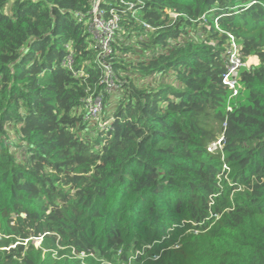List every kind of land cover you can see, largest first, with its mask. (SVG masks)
Instances as JSON below:
<instances>
[{
  "label": "trees",
  "instance_id": "trees-1",
  "mask_svg": "<svg viewBox=\"0 0 264 264\" xmlns=\"http://www.w3.org/2000/svg\"><path fill=\"white\" fill-rule=\"evenodd\" d=\"M101 8L109 91L92 0H0V264H264V0Z\"/></svg>",
  "mask_w": 264,
  "mask_h": 264
},
{
  "label": "built area",
  "instance_id": "built-area-1",
  "mask_svg": "<svg viewBox=\"0 0 264 264\" xmlns=\"http://www.w3.org/2000/svg\"><path fill=\"white\" fill-rule=\"evenodd\" d=\"M103 0H92L91 19L89 21V31L93 35L97 42V46L100 49L98 54V61L100 65L106 70L105 87L107 91L114 90L119 87V84L113 76L111 66L105 63L104 57L112 52V45L116 38L117 30L119 29V17L115 13L110 17L105 16V11L101 8V2ZM231 44L228 49V64L227 71L223 76V83L228 86L232 91L233 95H239L242 84L239 81L240 69L247 66V62L243 59L240 53V45L236 42L235 38L231 35ZM66 65L73 71V59L70 56L66 61ZM75 74H79L74 71ZM83 75V73H80ZM103 95L89 98L87 100V110L89 117L98 118L103 110ZM232 109L231 106L228 107ZM112 120V119H111ZM111 121L105 120L101 124L103 128L110 127ZM222 141H216L210 145L211 150H216L220 147Z\"/></svg>",
  "mask_w": 264,
  "mask_h": 264
},
{
  "label": "rangeland",
  "instance_id": "rangeland-1",
  "mask_svg": "<svg viewBox=\"0 0 264 264\" xmlns=\"http://www.w3.org/2000/svg\"><path fill=\"white\" fill-rule=\"evenodd\" d=\"M254 59H251V60H247V65L249 66V68L252 66V65H258V60L256 57H253ZM105 107L103 105V110L100 114V116L98 118L95 119V123L97 124V126L99 127L102 123H103V117L105 116ZM41 241H42V238L38 239V240H35V244L37 246H39L41 244ZM102 264H119L118 262H111L110 260H103L102 261ZM126 264H129V263H126Z\"/></svg>",
  "mask_w": 264,
  "mask_h": 264
}]
</instances>
